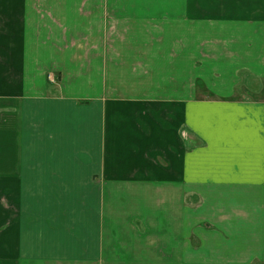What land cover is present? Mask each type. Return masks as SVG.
Instances as JSON below:
<instances>
[{
  "label": "crops",
  "instance_id": "obj_1",
  "mask_svg": "<svg viewBox=\"0 0 264 264\" xmlns=\"http://www.w3.org/2000/svg\"><path fill=\"white\" fill-rule=\"evenodd\" d=\"M103 1L0 0V264H264V0Z\"/></svg>",
  "mask_w": 264,
  "mask_h": 264
},
{
  "label": "rangeland",
  "instance_id": "obj_2",
  "mask_svg": "<svg viewBox=\"0 0 264 264\" xmlns=\"http://www.w3.org/2000/svg\"><path fill=\"white\" fill-rule=\"evenodd\" d=\"M141 3H162L164 2L165 0H139ZM168 2H175V0H167ZM166 1V2H167ZM191 1V0H189ZM216 1H221V0H216ZM227 0H223V2H226ZM104 1L102 0V3ZM127 2H134L133 0H108V3L110 4H113V3H119V4H125ZM204 3L206 2H209L211 3L210 0H203ZM73 3H78V0H72V2L70 3L73 4ZM82 34H85V33H82ZM32 47V46H30ZM34 48V47H33ZM260 86V85H259ZM244 87L242 84L241 86L238 85L237 87V90L236 92L229 98H218L216 96H213L212 93L208 92V91H205L203 90L202 86L201 85H197L196 86V98L197 99H204V100H210V101H218V100H222V101H250L252 99H261V96H259V93L255 92V93H250V94H246L244 91H243V88ZM255 95V96H254ZM257 95V96H256ZM195 205L193 206H190V207H194Z\"/></svg>",
  "mask_w": 264,
  "mask_h": 264
}]
</instances>
